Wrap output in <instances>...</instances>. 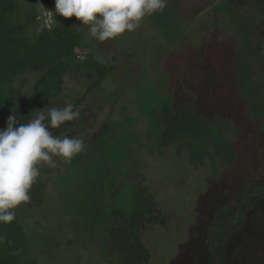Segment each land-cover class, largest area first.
Returning <instances> with one entry per match:
<instances>
[{"label":"rangeland","instance_id":"rangeland-1","mask_svg":"<svg viewBox=\"0 0 264 264\" xmlns=\"http://www.w3.org/2000/svg\"><path fill=\"white\" fill-rule=\"evenodd\" d=\"M18 0L62 20L54 0ZM220 22L204 28L212 19ZM84 51L63 95L70 163L40 165L17 208L39 264H264V0H166L133 32ZM113 69L101 86L82 63ZM37 74L15 88L35 111ZM245 223L233 231L240 218Z\"/></svg>","mask_w":264,"mask_h":264},{"label":"trees","instance_id":"trees-1","mask_svg":"<svg viewBox=\"0 0 264 264\" xmlns=\"http://www.w3.org/2000/svg\"><path fill=\"white\" fill-rule=\"evenodd\" d=\"M46 6L51 9L48 0ZM38 20L35 9L25 12L18 0H0V130L6 128L10 115H16L21 123H27L43 110L47 115L52 101L64 93L65 76L84 51L85 41L80 29L71 18L64 17L52 30L45 29L31 37L29 31ZM82 67L96 75L94 86L99 87L112 73L93 58ZM37 74L39 79L33 88L36 110L33 111L21 90L15 88L21 77ZM48 123V120H45ZM9 224H0V264H39L32 255L28 234L20 215ZM245 223L241 217L233 231H239Z\"/></svg>","mask_w":264,"mask_h":264},{"label":"clouds","instance_id":"clouds-1","mask_svg":"<svg viewBox=\"0 0 264 264\" xmlns=\"http://www.w3.org/2000/svg\"><path fill=\"white\" fill-rule=\"evenodd\" d=\"M54 3L56 15L65 19L74 16L100 42L133 32L146 16L166 7V0H54ZM34 113L38 114L27 123L10 115L6 128L0 130V224L11 223L15 219L14 210L31 199L29 192L40 175L41 164L54 168L57 157L70 163L85 149L82 138L68 135L61 138L49 131L79 118V110H74L73 105L52 107L47 115L44 109Z\"/></svg>","mask_w":264,"mask_h":264},{"label":"flooded vegetation","instance_id":"flooded-vegetation-1","mask_svg":"<svg viewBox=\"0 0 264 264\" xmlns=\"http://www.w3.org/2000/svg\"><path fill=\"white\" fill-rule=\"evenodd\" d=\"M220 20H221L220 18L216 17L215 19H212V20H211V23L207 24L204 28H209V27H211L212 25H214L215 23L220 22Z\"/></svg>","mask_w":264,"mask_h":264}]
</instances>
